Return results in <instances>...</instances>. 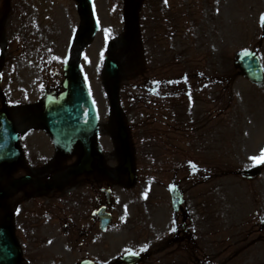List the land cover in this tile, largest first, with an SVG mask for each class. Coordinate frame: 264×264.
<instances>
[{"label":"rangeland","instance_id":"374dc122","mask_svg":"<svg viewBox=\"0 0 264 264\" xmlns=\"http://www.w3.org/2000/svg\"><path fill=\"white\" fill-rule=\"evenodd\" d=\"M94 3L99 29L81 71L99 116L94 192L104 199L102 188L111 187L115 216L105 232L95 221L92 258L120 264L124 252L141 249L140 264H264V85L234 66L242 48L258 50L264 63V0ZM80 21L75 0H0V109L18 117L64 81ZM106 56L119 64L113 78ZM170 73L176 85L168 90ZM33 138L39 151L42 138ZM254 167L260 171L247 178ZM171 182L185 193L177 213ZM83 255L56 258L75 264ZM31 259L46 264L41 253Z\"/></svg>","mask_w":264,"mask_h":264},{"label":"flooded vegetation","instance_id":"af4514ba","mask_svg":"<svg viewBox=\"0 0 264 264\" xmlns=\"http://www.w3.org/2000/svg\"><path fill=\"white\" fill-rule=\"evenodd\" d=\"M34 125V122L26 123L28 138L23 147H18L20 157L13 162L0 163V233L8 229L10 236L19 246L20 256L17 264H32V254L38 253L46 259V264H59L56 257L74 251H82L83 258H90L94 252L95 240L100 238L94 237V195H91L86 203L79 198L78 176L70 177L60 189H48L32 181L22 185L15 182L23 176L52 182L61 171L63 152L57 150L54 158H47L46 154L36 151L34 139L29 138L35 129H39ZM49 139L44 141L50 146ZM40 146L42 148V145ZM67 154L72 163L78 162L80 154L76 143L72 144ZM102 204L100 202V205ZM16 212H25L31 217L35 227L33 235L16 232ZM37 228L39 233H36ZM6 248L7 243L0 242V264L11 262L7 257L11 253H8ZM105 252H108V248Z\"/></svg>","mask_w":264,"mask_h":264},{"label":"water","instance_id":"95a60500","mask_svg":"<svg viewBox=\"0 0 264 264\" xmlns=\"http://www.w3.org/2000/svg\"><path fill=\"white\" fill-rule=\"evenodd\" d=\"M80 1L83 15L88 22L91 7L87 0ZM262 18L264 22V15ZM94 29V23L90 22L85 31L80 33L81 39L85 35H90ZM77 62L78 59L67 65V91L59 101L52 103L48 107L47 123L60 140L80 138L84 141L86 157L84 162L78 167L79 171L85 167L86 158L89 157L91 151L89 141L90 137L97 130V115L94 104L81 79ZM107 64L108 70L113 75L116 65L109 59H107ZM236 66L241 69L242 75L248 77L252 82L258 85L264 83V67L259 55L255 51L250 49L239 51L236 58ZM9 137H13V134L10 133ZM3 139H7V137L0 135V146L3 145ZM125 257L128 260H132L133 263L138 260V255L133 253H127Z\"/></svg>","mask_w":264,"mask_h":264}]
</instances>
